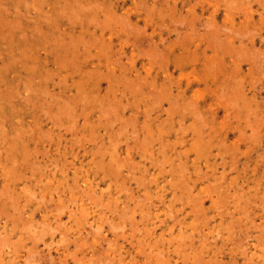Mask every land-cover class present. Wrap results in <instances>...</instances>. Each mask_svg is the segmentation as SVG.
<instances>
[{
    "label": "rangeland",
    "instance_id": "obj_1",
    "mask_svg": "<svg viewBox=\"0 0 264 264\" xmlns=\"http://www.w3.org/2000/svg\"><path fill=\"white\" fill-rule=\"evenodd\" d=\"M249 1L230 0L232 4L236 3L237 7H233L226 0H0V53L2 55L0 56V128L3 130L0 129V180L5 179L8 171L13 174L12 176H16L18 184L14 193L19 191L17 197L20 198L15 201L16 210L11 207V199L5 203L8 205L6 208L5 204L0 205L4 213L6 212V215L0 212V240L3 243L0 244V264H4L5 261L11 264L14 262L15 264H27V262L31 264L29 261L32 262L35 256L40 257L34 260L39 261L37 264H66V262L67 264H102V256L103 259L106 258V260L102 259L103 263H107L108 260L112 264L124 262L128 264L132 262V264H141V262L144 264H152V262L153 264H202L203 262V264H264V122L261 123L264 120V102H261L264 101V22L263 25L261 24L264 21V4H259L255 0L256 8L260 10L255 12V17L252 19L246 17L245 13V11L248 12L246 8ZM89 4H92L91 7ZM169 8L172 11H169ZM215 9L218 11H213ZM228 9L237 12V17L232 21L227 19ZM76 11L77 13H74ZM194 13L195 17L202 13L197 16L199 20L197 23H195L197 19L194 21L193 18ZM7 17L10 20H6ZM122 17H124L121 20L123 25L128 24V28L125 25L123 27L122 22L119 21ZM206 20L212 23H206ZM9 21L15 24L11 25ZM105 21L107 23H104ZM182 21H185V24ZM188 21L192 25H189ZM213 22H216V26ZM17 23L22 26H18ZM179 25L182 26V30H178ZM228 26L230 31L227 30L228 28H222ZM205 27L212 28L211 34L214 28H222L218 29L219 31L215 30L216 35L218 33V40L214 33L209 36L207 32L210 33V30H206ZM231 31L234 32L233 35ZM238 31H241L240 35L242 33L245 35H241L242 40L237 34ZM246 31H249L248 34ZM101 36L102 39H100ZM212 36L216 37L215 43ZM254 36L257 39L252 45L250 40ZM232 39L236 41L233 43ZM261 39L263 42L260 41ZM71 42L73 45H70ZM150 42L157 44V47L154 44L150 45ZM242 42L246 43L242 44ZM217 43L222 45L220 47L225 53L218 54L216 49L212 48ZM207 45L210 47H206ZM219 45L216 48H219ZM223 45L225 48L228 45L230 54ZM240 50L245 54H240ZM259 53L263 54L259 56ZM62 54L65 56L63 57ZM241 56L248 61L243 59L241 61ZM197 76L201 83H198ZM213 76H220V80L211 86L207 82L213 81ZM221 77L224 78V83ZM189 78L191 81L195 79V84L190 87L187 86ZM126 79L130 81L127 82L128 85ZM197 88H200V93L195 95ZM231 94V98L236 97L232 98L233 101L230 97L227 98ZM238 94L243 96L240 97ZM213 97L217 99H214L215 104L211 106ZM173 99L178 102L175 103ZM229 99L234 106L236 104L238 106L232 109L233 105ZM113 104L115 107L111 106ZM177 104L180 105L179 108ZM187 105L190 106L187 107ZM251 105L254 107L252 108ZM173 106H176L174 110ZM183 106L188 109H184ZM60 107L61 110H57ZM65 107L66 110H64ZM107 109H112L111 113L109 110L108 115ZM251 110H254L253 114ZM56 113L58 115H55ZM195 113L198 114V118ZM199 114L204 116L199 117ZM131 116L133 121L130 119ZM202 118L206 121L205 123ZM203 123L205 126H202ZM256 125L257 127L259 125V128ZM42 129L47 133L45 134ZM132 131L136 133V137L133 136ZM21 135L26 140H22ZM75 135L76 137H73ZM11 141L13 144L9 143ZM57 141L60 142L57 143ZM17 142L20 145L16 147ZM33 147L37 150L35 151ZM14 157L18 161L16 164L15 160H12ZM118 170L119 173L110 174ZM104 171H108L107 178L112 186L107 187L108 183L98 182L101 176H104ZM124 182L122 186L121 183ZM2 183L0 182V190L3 189L0 191V197L6 199L10 193L4 190ZM102 188L104 190H101ZM110 189L109 194L104 193ZM31 193L36 194L32 196ZM42 196L44 200L41 199ZM91 196H93L92 200H90ZM95 196L101 198L98 199ZM27 197L29 201L25 200ZM81 197L87 198L82 202L87 201L88 206L98 209V212L104 209L105 212L99 213V216H103L101 221L103 227L101 226L100 230L96 227V232L93 231L98 223L91 224L94 219L92 214L90 216L88 214L89 217L85 215L86 217L79 218V222H83V225L79 223L80 227L82 226L86 232L80 233L76 242L75 239H70L74 237H68L70 231L68 227L75 221L68 227L65 221L69 220V214L73 212L70 208L75 206L76 199ZM242 197L245 198L242 199ZM48 199L51 202L49 204ZM54 204L60 205L61 210L59 207L54 209ZM136 204L138 207L134 211ZM104 205L109 206L106 209ZM48 206L49 208L52 206L53 212L55 211L58 215V221L51 214L52 211L46 213ZM113 207L118 209L114 211ZM121 210L125 211H123L124 214ZM169 210L175 213L168 212ZM144 211L148 213V216ZM7 212L9 215L14 214L12 218L15 221L10 222L11 217ZM197 212L200 214H196ZM46 214L52 216L51 221L44 220L48 218ZM127 215L133 217L128 218ZM59 216L63 217L60 221ZM130 219L133 221H129ZM35 220L36 223L33 222ZM84 221L88 223V227ZM31 222H33L32 225ZM45 222L49 223L48 225L51 224V228ZM110 222L114 226L123 225L125 228L118 226L119 230L114 229L113 225L110 227L112 224ZM44 224L47 225L44 226L45 228ZM133 226L135 228H132ZM34 227L38 229L35 231ZM56 227L59 230H55ZM91 228H94L93 231ZM64 230L65 233H63ZM141 230L144 232L141 233ZM45 231L49 232L45 234ZM42 232L43 234H40ZM32 233H36L34 235L37 239L31 236ZM218 233L221 234L218 235ZM5 234L7 236H4ZM65 235L68 239L62 238ZM86 235L90 237L89 240L86 239ZM3 238L4 241L9 242H4ZM80 240L83 241L82 246ZM94 241H97V246H93ZM153 241L154 243L158 241L160 246L155 248L157 245L154 247L148 245ZM47 242H51L50 247ZM105 246L111 248L107 249ZM164 246L167 249L163 248ZM167 246H172L177 253L174 251L173 255H169ZM29 250L34 254L31 253L34 256L32 258L29 256L32 260L26 257ZM106 250V253H102ZM141 250L144 252L137 256L136 253ZM126 252V255L122 254ZM74 253H76L75 256ZM96 254L100 255L96 257ZM42 255L43 258H41ZM49 256H53L54 260L48 259ZM14 257L17 259L14 260ZM131 257L136 260L132 258L131 261ZM25 258L28 261H25ZM34 261L33 264H36Z\"/></svg>",
    "mask_w": 264,
    "mask_h": 264
},
{
    "label": "bare ground",
    "instance_id": "obj_2",
    "mask_svg": "<svg viewBox=\"0 0 264 264\" xmlns=\"http://www.w3.org/2000/svg\"><path fill=\"white\" fill-rule=\"evenodd\" d=\"M27 1H28V0H27ZM155 1H156V0H155ZM196 1H197V0H196ZM232 1H233V0H232ZM236 1H237V0H236ZM238 1H239V0H238ZM256 1H257V3H259V4H262V5L264 4V1H263V0H256ZM87 2H89V1H87ZM96 2H97V1H96ZM167 2H168V1H167ZM201 2H202V1H201ZM201 2H200V3H201ZM226 2H228V1L226 0ZM229 2H230V0H229ZM229 2H228V3H229ZM228 3H226V4L228 5ZM248 3H249V4H248V7L246 8V10H248V12L245 11V13H246V17H248V18H252V19H253V18L255 17V12H256V11L259 12L260 9H259V8H256L255 0H250ZM55 4H56V3H55ZM92 4H93V3H92ZM92 4H89L90 7H91ZM98 4H99V3H98ZM100 4H101V3H100ZM134 4H135V3H134ZM229 4H232V3L230 2ZM87 5H88V4H87ZM193 5H195V3H194ZM201 5H202V4H201ZM203 5H204V4H203ZM232 5H233V7H234V6L236 5V3H234V4H232ZM239 5H240V4H239ZM239 5H238V6H239ZM4 6H5V5H4ZM84 6H86V5H84ZM135 6H136V5H135ZM167 6H170V5H167ZM191 6H192V5H191ZM1 7H2V6H1ZM5 7H6V6H5ZM100 7H102V6H100ZM165 7H166V6H165ZM202 7H204V6H202ZM235 7H237V6H235ZM239 7L241 8V6H239ZM73 8H74V7H73ZM134 8H135V7H134ZM190 8H191V7H190ZM248 8H249V9H248ZM65 9H66V8H65ZM80 9H81V8H80ZM89 9H91V8H89ZM135 9H136V8H135ZM173 9H174V5H173ZM243 9H244V8H243ZM2 10H3V9H2ZM8 10H9V9H8ZM15 10H16V9H15ZM67 10H68V9H67ZM69 10H70V9H69ZM64 11H65V10H64ZM72 11H73V10H72ZM94 11H96V10H94ZM169 11H172V9L170 10V8H169ZM213 11H216V12H217L218 10L215 9V10H213ZM5 12H6V11H5ZM8 12H9V11H8ZM59 12L62 13V11H59ZM106 12H107V11H106ZM148 12H150V11H148ZM166 12H167V11H166ZM197 12H198V11H197ZM0 13H1V12H0ZM27 13H28V12H27ZM61 13H60V14H61ZM63 13H64V12H63ZM63 13H62V14H63ZM74 13H77V11L74 12ZM92 13H93V11H92ZM95 13H96V12H95ZM180 13H181V12H180ZM236 13H237V12H233L232 10L228 9V11H227V13H226V14H227V19H228V20H231V21L234 20L235 17H237V16H236V15H237ZM261 13H262V12H261ZM22 14H23V13H22ZM57 14H58V12H57ZM62 14H61V15H62ZM67 14H68V13H67ZM110 14H111V13H110ZM201 14H202V13H201ZM201 14H200V15H201ZM16 15H18V14H16ZM58 15H59V14H58ZM77 15H78V14H76V16H77ZM86 15H87V14H86ZM96 15H98V14L96 13ZM126 15H127V14H126ZM181 15H182V14H181ZM198 15H199V14H197V16H198ZM200 15H199V16H200ZM21 16H22V15H21ZM114 16H115V15H114ZM119 16H121V15H119ZM162 16H163V15H162ZM165 16H166V15H165ZM178 16H179V14H178ZM184 16H185V15H184ZM189 16H190V15H189ZM197 16L195 17V13H194V17H193V18H194V21H195V19H197ZM238 16H239V15H238ZM242 16H243V15H242ZM22 17H23V16H22ZM43 17H44V16H43ZM97 17H98V16H97ZM112 17H113V15H112ZM124 17H125V16H124ZM124 17H122L119 21L123 20ZM172 17H173V16H172ZM179 17H180V16H179ZM182 17H183V16H182ZM13 18H14V17H13ZM31 18H32V17H31ZM31 18H30V19H31ZM186 18H187V17H186ZM8 19L10 20V18L7 17L6 20H8ZM32 19H33V18H32ZM47 19H48V18H47ZM68 19H69V18H68ZM73 19H74V18H73ZM104 19H105V18H104ZM126 19H127V18H126ZM152 19H153V18H152ZM180 19H181V18H180ZM206 19H207V18H206ZM208 19H209V18H208ZM261 19H262V17H261ZM28 20H29V19H28ZM48 20H49V19H48ZM70 20H71V19H70ZM70 20H69V21H70ZM111 20H113V19H111ZM111 20H110V21H111ZM124 20H125V19H124ZM177 20H178V17H177ZM183 20H184V19H183ZM185 20H186V19H185ZM15 21H16V20H15ZM170 21H171V20H170ZM186 21H187V20H186ZM191 21H193V19H191ZM198 21H199V20L197 19L195 23H197ZM9 22H11V21H9ZM70 22H71V21H70ZM80 22H81V21H80ZM108 22H109V21H108ZM112 22H113V21H112ZM114 22H115V21H114ZM121 22H122V21H121ZM121 22H120V23H121ZM130 22H131V21H130ZM182 22L185 24V21H182ZM182 22H180V23H182ZM188 22H189V21H188ZM201 22L203 23V20H202ZM263 22H264V21L261 22L262 25H263ZM11 23H12V22H11ZM11 23H10V24H11ZM56 23H57V22H56ZM104 23H107V22L105 21ZM104 23H103V24H104ZM125 23H126V22H125ZM128 23H129V22H128ZM163 23H164V22H163ZM178 23H179V22H178ZM206 23L211 24L212 22H209V21L207 22V20H206ZM213 23H214V22H213ZM215 23H216V22H215ZM215 23H214L213 25L216 26ZM13 24H15V23H12L11 25H13ZM57 24H58V23H57ZM115 24H116V23H115ZM133 24H134V23H133ZM171 24H173V23H171ZM190 24H191V23L189 22V25H190ZM198 24L200 25V23H198ZM259 24H260V23H259ZM17 25H18V23H17ZM106 25H107V24H106ZM122 25H123V22H122ZM124 25H125V24H124ZM124 25H123V27L126 26V25H125V26H124ZM129 25H130V24H129ZM173 25H174V24H173ZM189 25H188V26H189ZM191 25H192V24H191ZM201 25H202V27H204L203 24H201ZM204 25H205V24H204ZM18 26H22V25H18ZM131 26H132V27H131ZM131 26H130V27L133 28V25H132V24H131ZM137 26H138V25H137ZM210 26H211V27H215V26H212V25H210ZM224 26H225V25H224ZM108 27H109V26H108ZM126 27L128 28V24H127ZM135 27H136V25H135ZM139 27H140V26H139ZM179 27H180V25H179ZM181 27H182V26H181ZM181 27H180V28L177 27L178 30H179V29L182 30ZM199 27H200V26H199ZM217 27H219V26H217ZM238 27H239V26H238ZM262 27H263V26H262ZM16 28H17V27H16ZM38 28H39V27H38ZM110 28H111V27H110ZM131 28H130V29H131ZM192 28H193V27H192ZM222 28H228L227 30L230 29L229 26H228V27H222ZM222 28H217V29L214 28V30H213L214 32H213V33L216 35L215 30L217 31L218 29H222ZM130 29H129V30H130ZM137 29H139V28H137ZM203 29H204V28H203ZM205 29H206V27H205ZM210 29H212V28H208V29H206V30H210ZM234 29H235V28H234ZM239 29H240V27H239ZM248 29H249V28H248ZM29 30H30V29H29ZM63 30H64V29H63ZM156 30H157V29H156ZM176 30H177V29H176ZM178 30H177V31H178ZM225 30H226V29H225ZM231 30L233 31V28H232ZM237 30H238V29H237ZM240 30L242 31V29H240ZM243 30H244V29H243ZM246 30H247V29H246ZM253 30H254V29H253ZM23 31H24V30H23ZM25 31H26V30H25ZM43 31H44V30H43ZM138 31H139V30H138ZM184 31H185V30H184ZM192 31H195V30L192 29ZM197 31H198V30H197ZM202 31H203V30H202ZM218 31H219V30H218ZM229 31H230V30H229ZM229 31H227V33H228ZM232 31H231V33H232V35H233L234 32H232ZM241 31H238L237 34L240 36V38H241V40H242V37H243V36L241 37V35H242V34L244 35V33H242V34L240 35ZM255 31H258V30H255ZM260 31H261V30H260ZM208 32H209V31H208ZM208 32H207L208 35L211 34V30H210V33H208ZM225 32H226V31H225ZM243 32H244V31H243ZM248 32H249V31H248ZM248 32L246 31L247 34H248ZM252 32H253V31H252ZM20 33H21V32H20ZM51 33H52V32H51ZM202 33H203V32H202ZM213 33H212L211 35H213ZM229 33H230V32H229ZM235 33H236V32H235ZM246 33H245V34H246ZM136 34H137V33H136ZM203 34H204V33H203ZM23 35H24V34H23ZM23 35H21V36L23 37ZM71 35H72V34H71ZM127 35L130 36L129 34H127ZM137 35H139V34H137ZM180 35H181V34H180ZM193 35H194V34H193ZM204 35H206V34H204ZM208 35H206V36H208ZM215 35H214V36H215ZM258 35H259V34H258ZM11 36H12V35H11ZM33 36H34V35H33ZM81 36H82V35H81ZM132 36H134V35H132ZM132 36H131L130 38H132ZM149 36H150V35H149ZM159 36H160V35H159ZM161 36H162V35H161ZM195 36H196V35H195ZM209 36H210V35H209ZM214 36H212V37H214ZM216 36H217V38L214 37L213 40H214L215 38L218 40V33H217ZM236 36H237V35L235 34V37H236ZM244 36H245V35H244ZM263 36H264V35H263ZM24 37H25V36H24ZM79 37H80V36H79ZM79 37H78V38H79ZM99 37H100V36H99ZM139 37H140V36H139ZM146 37H147V35H146ZM146 37H145V38H146ZM163 37H164V36H163ZM179 37H180V36H179ZM134 38H135V37H134ZM149 38H151V37H149ZM208 38H209V37H208ZM219 38H220V37H219ZM236 38H238V37H236ZM55 39H57V38H55ZM100 39H102V36H101ZM143 39H144V37H143ZM147 39H148V38H147ZM161 39H164V38H161ZM180 39H181V38H180ZM206 39H207V38H206ZM221 39H222V38H221ZM256 39H257V38H256L255 36H254L253 38H251L250 41L252 42V45H253V43L256 41ZM89 40H90V39H89ZM92 40H93V38H92ZM134 40H136V38H135ZM177 40H178V39H177ZM181 40H182V39H181ZM204 40H205V37H204ZM207 40L210 41V39H207ZM213 40H212V41H213ZM232 40H233V39H232ZM247 40H249V39H247ZM50 41H51V40H50ZM60 41H61V40H60ZM69 41H70V40H69ZM93 41H94V40H93ZM101 41H102V40H101ZM151 41H152V40H151ZM201 41H202V40H201ZM234 41H236V40L234 39L232 42L234 43ZM260 41L263 42V39H261ZM84 42H85V41H84ZM131 42H132V41H131ZM144 42H145V39H144ZM144 42H143V43H144ZM181 42H182V41H181ZM186 42H188V41H186ZM218 42H219V41H218ZM229 42H230V41H229ZM37 43H38V42H37ZM67 43H68V42H67ZM148 43H149V42H148ZM148 43H146V44L149 45ZM150 43H151V42H150ZM210 43H211V42H210ZM214 43H215V40H214ZM214 43H213V44H214ZM245 43H246V42H245ZM245 43L242 42V44H245ZM71 44H72V42L70 43V45H71ZM153 44L156 45V47H157V44H155V43H153V42H152L150 45H153ZM186 44H187V43H186ZM186 44H185V46H186ZM211 44H212V43H211ZM211 44H210V45H211ZM220 44H221V42H220ZM70 45H69V46H70ZM72 45H73V44H72ZM75 45H76V44H75ZM77 45H78V44H77ZM138 45H139V44H137V46H138ZM150 45H149V46H150ZM187 45H188V44H187ZM210 45H207L206 47H210ZM218 45H219V44L217 43L216 45H214L215 47H212V48L216 49V51H217L218 54H222V53L224 52V49H222V48L220 47V46H222V45H219V48H218V47L216 48V46H218ZM224 45H225V44H224ZM224 45H223V48H225ZM60 46H61V45H60ZM83 46H84V45H83ZM86 46H87V45H86ZM234 46H235V44H234ZM26 47H27V46H26ZM26 47H25V48H26ZM77 47H78V46H77ZM138 47H139V46H138ZM147 47H148V46H147ZM227 47H228V45H227ZM227 47H226L225 49H226L227 52H228V48H229V47H228V48H227ZM64 48H65V46H64ZM86 48H87V47H86ZM91 48H92V47H91ZM180 48H181V47H180ZM220 48H221V51H220ZM238 48H239V47H238ZM26 49H27V48H26ZM73 50H74V48H73ZM156 50H157V49H156ZM249 50H250V48H249ZM257 50H258V49H257ZM47 51H48V50H47ZM238 51H239V49H238ZM238 51H235V52H238ZM259 51H260V50H259ZM80 52H81V51H80ZM111 52H112V51H111ZM159 52H160V51H159ZM159 52H158V53H159ZM163 52H164V51H163ZM245 52H246V51H245ZM247 52H248V51H247ZM28 53H29V52H28ZM67 53H68V52H67ZM122 53H123V52H122ZM153 53H155V52H153ZM153 53H152V54H153ZM196 53H198V52H196ZM224 53H225V52H224ZM228 53L230 54V52H228ZM228 53H226V54H228ZM231 53H232V52H231ZM239 53H240V54H243L244 52L242 53L241 50H240ZM239 53H238V54H239ZM252 53H254V51H253ZM58 54L60 55V53H58ZM112 54H113V53H112ZM123 54H124V53H123ZM144 54H145V52H144ZM144 54H143V55H144ZM240 54H239V55H240ZM244 54H245V53H244ZM255 54H256V53H255ZM261 54H263V53H259V56H260ZM62 55H63V54H62ZM148 55H149V53H148ZM165 55H167V54H165ZM239 55H238V57H239ZM257 55H258V53H257ZM0 56H2L1 53H0ZM60 56H61V55H60ZM64 56H65V55H63V57H64ZM149 56H150V55H149ZM243 56H244V55H243ZM243 56H241V58H240L241 61H243V60L246 59V58H244ZM252 56H253V55H252ZM259 56H257V57H259ZM63 57H62V58H63ZM152 57H153V56H152ZM156 57H157V56H156ZM162 57H164V55H163ZM242 57H243V58H242ZM245 57H246V56H245ZM253 57H254V56H253ZM257 57H255V59H256ZM21 58H22V57H21ZM150 58H151V57H150ZM249 58H251V57L249 56ZM260 58H261V57H260ZM163 59L166 60L167 58H163ZM242 59H243V60H242ZM60 60H61V59H60ZM154 60H155V59H154ZM220 60H221V59H220ZM223 60H224V59H223ZM250 60H251V59H250ZM263 60H264V59H263ZM61 61H62V60H61ZM73 61H74V60H73ZM120 61H121V60H120ZM160 61H161V60H159V62H160ZM225 61H226V60H225ZM245 61H248V60H245ZM22 62H23V61H22ZM68 62H69V61H68ZM166 62H167V61H166ZM207 62H208V61H207ZM215 62H216V61H215ZM228 62H229V61H228ZM252 62H253V61H252ZM256 62H257V61H256ZM11 63H12V62H11ZM69 63H70V62H69ZM208 63H209V62H208ZM208 63H207V64H208ZM254 63H255V62H254ZM118 64H119V63H118ZM163 64H164V63H163ZM167 64H168V63H167ZM205 64H206V63H205ZM257 64H258V62H257ZM79 65H80V64H79ZM161 65H162V64H161ZM215 65H216V64H215ZM221 65H222V64H221ZM211 66H212V65H211ZM222 66H224V65H222ZM253 66H254V65H253ZM253 66H252V68H253ZM79 67H80V66H79ZM123 67H124V66H123ZM216 67H217V66H216ZM218 67H219V66H218ZM255 67H256V66H255ZM195 68H196V67H195ZM249 68H250V67H249ZM94 69H95V68H94ZM101 69H103V68H101ZM101 69H100V70H101ZM253 69H254V68H253ZM92 70H93V69H92ZM92 70H91V72H92ZM210 70H211V69H210ZM56 71H57V70H56ZM230 71H231V70H230ZM91 72H90V73H91ZM226 72H227V71H226ZM231 72H232V71H231ZM257 72H258V71H257ZM69 73H70V72H69ZM99 73H100V72H99ZM117 73H118V72H117ZM217 73H218V72H217ZM185 74H186V73H185ZM223 74H224V73H223ZM230 74H231V73H230ZM263 74H264V73H263ZM44 75H45V74H44ZM186 75H187V74H186ZM51 76H52V75H51ZM206 76H207V75H206ZM229 76H230V75H229ZM233 76H234V75H233ZM94 77H95V76H94ZM120 77H121V75H120ZM140 77H141V76H140ZM240 77H242V76H240ZM3 78H4V77H3ZM8 78H9V77H8ZM31 78H32V77H31ZM45 78H46V76H45ZM58 78H59V77H58ZM142 78H143V77H142ZM213 78H214V80H213V81H209V82H207V84H211V86H213V84L219 82V80H220V76H216V77L213 76ZM229 78H230V77H229ZM18 79H19V78H18ZM108 79H109V78H108ZM235 79H236V78H235ZM242 79H243V77H242ZM7 80H8V79H7ZM126 80H127V79H126ZM181 80H182V78H181ZM188 80H189V81L187 82V86H188V87L193 86V85L195 84V83H194L195 79H194L193 81H191L190 78H189ZM197 80H198V76H197ZM221 80L223 81L222 83H224V78H223V77H221ZM236 80H237V79H236ZM254 80H255V79H254ZM2 81H3V80H2ZM4 81H5V80H4ZM14 81H15V80H14ZM257 81H258V80H257ZM257 81H256V82H257ZM127 82H130V81L127 80L126 83H127ZM176 82H177V81H176ZM246 82H247V80H246ZM256 82H255V83H256ZM3 83H4V82H3ZM16 83H17V82H16ZM59 83H60V82H59ZM62 83H64V82H62ZM70 83H71V82H70ZM136 83H137V82H136ZM141 83H142V82H141ZM198 83H201V82H200V78H199V80H198ZM204 83H205V82H204ZM238 83H240V82H238ZM6 84H7V83H6ZM25 84H26V83H25ZM130 84H131V83H130ZM176 84H177V83H176ZM205 84H206V83H205ZM240 84H241V83H240ZM256 84H257V83H256ZM38 85H39V84H38ZM52 85H53V84H52ZM127 85H128V83H127ZM236 85H237V84H236ZM8 86H9V85H8ZM12 86H13V85H12ZM25 86H26V85H25ZM39 86H40V85H39ZM107 86H108V85H107ZM222 86H223V85H222ZM222 86H221V87H222ZM228 86H229V85H228ZM238 86H239V85H238ZM255 86H256V85H255ZM16 87H17V86H16ZM249 87H250V86H249ZM28 88H29V87H28ZM28 88H27V89H28ZM130 88H132V87H130ZM136 88H137V87H136ZM204 88H205V87H204ZM233 88L235 89V87H233ZM241 88H243V87L241 86ZM254 88H255V87H254ZM221 89H222V88H221ZM252 89H253V88H252ZM14 90H15V89H14ZM34 90H35V89H34ZM46 90H47V89H46ZM136 90H137V89H136ZM136 90H135V91H136ZM138 90H139V89H138ZM26 91H27V90H26ZM153 91H154V90H153ZM225 91H226V90H225ZM225 91H224V92H225ZM234 91H235V90H234ZM245 91H246V90H245ZM13 92H14V91H13ZM28 92H29V91H28ZM36 92H37V91H36ZM41 92H42V91H41ZM53 92L56 93L54 90H53ZM74 92H75V91H74ZM160 92H162V91H160ZM216 92H217V91H216ZM220 92H222V91H220ZM235 92H236V91H235ZM240 92H241V91H240ZM38 93H39V92H38ZM42 93H43V92H42ZM45 93H46V92H45ZM198 93H200V88L195 89V95H197ZM222 93H223V92H222ZM226 93H227V92H226ZM232 93H233V90H232ZM236 93H237V92H236ZM243 93H244V90H243ZM31 94H32V93H31ZM57 94H58V93H57ZM83 94H84V93H83ZM93 94H94V93H93ZM224 94H225V93H224ZM228 94H229V92H228ZM234 94H235V93H234ZM239 94H240V93H239ZM239 94H238V95H239ZM20 95H21V94H20ZM59 95H61V94H59ZM149 95H150V94H149ZM149 95H148V96H149ZM25 96H26V95H25ZM156 96H158V94H157ZM230 96H232V94L229 95L227 98H229ZM234 96H235V95H234ZM239 96H240V95H239ZM242 96H243V95H241L240 97H242ZM244 96H245V95H244ZM159 97H160V96H159ZM159 97H158V98H159ZM216 97H217V96H216ZM223 97H224V96H223ZM16 98H17V97H16ZM22 98H23V97H22ZM38 98H39V97H38ZM59 98H60V97H59ZM61 98H62V97H61ZM68 98H69V97H68ZM156 98H157V97H156ZM218 98H219V97H218ZM224 98H225V97H224ZM227 98H225V99H227ZM230 98H231V97H230ZM232 98H234V97H232ZM232 98H231V99H232ZM235 98H236V97H235ZM235 98H234V99H235ZM243 98L246 99L245 97H243ZM255 98H256V96H255ZM26 99H27V98H26ZM50 99H51V98H50ZM103 99H104V98H102V100H103ZM142 99H143V98H142ZM188 99H189V98H188ZM190 99H191V98H190ZM214 99H215V98L213 97V98H212L211 106H213V105L215 104V103H213V102H214ZM216 99H217V98H216ZM216 99H215V100H216ZM231 99H229V101H230ZM237 99H238V96H237ZM237 99H236V100H237ZM257 99H258V98H257ZM259 99H260V98H259ZM35 100H36V99H35ZM35 100H34V101H35ZM46 100H47V99H46ZM173 100H175V99H173ZM173 100H172V103L174 102ZM191 100H192V99H191ZM219 100H220V98H219ZM31 101H32V100H31ZM48 101H49V100H48ZM51 101H52V100H51ZM67 101H68V100H67ZM70 101H71V100H70ZM131 101H132V100H131ZM175 101H176V100H175ZM186 101H188V100L186 99ZM226 101H227V100H226ZM229 101H228V102H229ZM232 101H233V99H232ZM232 101H230V102H231V105L234 104V103L232 104ZM238 101H239V99H238ZM252 101H253V100H252ZM28 102H29V101H28ZM65 102H66V101H65ZM72 102H73V101H72ZM160 102H161V101H160ZM177 102H178V101H176L175 103H177ZM194 102H195V101H194ZM235 102H236V101H235ZM242 102H243V101H242ZM245 102H247V101L245 100ZM250 102H251V101H250ZM250 102H249V103H250ZM261 102H264V101H261ZM20 103H21V102H20ZM29 103H30V102H29ZM48 103H49V102H48ZM117 103H118V102H117ZM156 103H157V101H156ZM172 103H171V104H172ZM175 103H174V105H175ZM188 103H189V102H188ZM43 104H44V103H43ZM74 104H75V102H74ZM133 104H134V103H133ZM235 104H236V103H235ZM243 104H244V103H243ZM263 104H264V103H263ZM35 105H36V104H35ZM65 105H66V104H65ZM68 105L71 106L72 104H68ZM100 105H101V103H100ZM109 105H110V104H109ZM158 105H159V104H158ZM177 105H178V104H177ZM195 105H197V104H195ZM236 105H237V104H236ZM236 105H235V106H236ZM240 105H241V104H240ZM240 105H239V106H240ZM245 105H246V103H245ZM247 105L249 106L248 103H247ZM47 106H49V105H47ZM102 106H103V105H102ZM107 106H108V104H107ZM111 106H114V104L111 105ZM111 106H109V107H111ZM148 106H150V105H148ZM179 106H180V105H178V108H179ZM189 106H190V105H189ZM189 106L187 105V107H189ZM192 106H193V105H192ZM235 106L233 105L231 108L234 109ZM237 106H238V105H237ZM251 106H252V105H251ZM261 106H262V105H261ZM52 107H53V106H52ZM76 107H77V106H76ZM114 107H115V106H114ZM114 107H112V108L115 109ZM174 107H176V106H173L172 109H173ZM253 107H254V106H252V108H253ZM40 108H41V107H40ZM47 108H48V107H47ZM67 108H69V107H67ZM80 108H81V107H80ZM82 108H83V107H82ZM158 108H159V107H158ZM178 108H177V109H178ZM183 108L186 109V107H184V106H183ZM193 108H194V106H193ZM240 108H243V107H240ZM250 108H251V107H249V109H250ZM69 109H70V108H69ZM71 109H72V108H71ZM103 109H104V108H103ZM134 109H135V108H134ZM137 109H138V107H137ZM187 109H188V108H187ZM187 109H186V110H187ZM247 109H248V107H247ZM21 110H22V109H20V111H21ZM57 110H61V107H60V109H57ZM62 110H63V109H62ZM64 110H66V107H65ZM82 110H83V109H82ZM99 110H100V109H99ZM104 110H105V109H104ZM109 110H110V109H107V112H108L107 115L109 114ZM111 110H112V109H111ZM111 110H110V113H111ZM119 110H120V109H119ZM173 110H174V109H173ZM173 110H172V111H173ZM175 110H176V109H175ZM195 110H196V109H195ZM198 110H199V108H198ZM48 111H49V110H48ZM115 111H116V110H115ZM123 111H124V110H123ZM184 111H185V110H184ZM196 111H197V110H196ZM251 111H252V110H251ZM253 111H254V110H253ZM253 111H252V114H253ZM21 112H22V111H21ZM58 112H60V111H58ZM72 112H73V111H72ZM103 112H104V111H103ZM105 112H106V111H105ZM112 112H113V111H112ZM116 112H117V111H116ZM120 112H121V110H120ZM182 112H183V111H182ZM185 112H186V111H185ZM198 112H199V111H198ZM255 112H256V111H255ZM54 113H55V112H54ZM142 113H143V112H142ZM173 113H174V112H173ZM173 113H172V114H173ZM196 113H197V112H196ZM196 113H195V115H196ZM238 113H239V112H238ZM246 113H248V112H246ZM51 114H52V113H51ZM62 114H63V113H62ZM73 114H74V113H73ZM105 114H106V113H105ZM147 114H148V113H147ZM55 115H58V114L56 113ZM55 115H53V116H55ZM59 115H60V114H59ZM69 115H70V117H72L71 114H69ZM124 115H125V114H124ZM255 115H256V114H255ZM258 115H259V114H258ZM37 116H38V115H37ZM62 116H63V115H62ZM73 116H75V115H73ZM119 116L121 117V113L119 114ZM122 116H123V115H122ZM149 116H150V115H149ZM151 116H152V115H151ZM200 116H201V115L199 114V117H200ZM202 116H204V115H202ZM202 116H201V117H202ZM237 116H238V115H237ZM237 116H236V117H237ZM250 116H252V115H250ZM56 117H57V116H56ZM56 117H55V119H56ZM123 117H124V116H123ZM196 117L198 118V114L196 115ZM51 118H52V117H51ZM57 118L60 119L59 117H57ZM102 118H103V115H102ZM132 118H133V116H131V118H130V119L133 121ZM227 118H228V116H227ZM227 118H226V119H227ZM100 119H101V118H100ZM203 119H204V118H202V121H203ZM231 119H232V118H231ZM249 119H250V118H248V120H249ZM251 119H252V118H251ZM18 120H19V119H18ZM115 120H116V119H115ZM137 120H138V119H137ZM182 120H183V119H182ZM198 120H199V119H198ZM245 120H247V119H245ZM248 120H247V121H248ZM257 120H258V119H257ZM42 121H43V120H42ZM55 121H56V120H55ZM110 121H111V120H110ZM116 121H117V120H116ZM200 121H201V120H200ZM202 121H201V123H202ZM204 121H205V120H204ZM204 121H203V122H204ZM241 121H242V120H241ZM258 121H259V120H258ZM84 122H85V121H84ZM108 122H109V121H108ZM122 122H123V121H122ZM137 122H138V121H137ZM179 122H180V121H179ZM205 122H206V121H205ZM205 122H204V123H205ZM212 122H213V121H212ZM248 122H250V120H249ZM262 122H264V120L261 121V123H262ZM109 123H110V122H109ZM113 123H114V122H113ZM113 123H112V124H113ZM135 123H136V122H135ZM204 123L202 124V126H203V125L205 126ZM251 123H252V122H251ZM62 124H63V123H62ZM126 124H127V123H126ZM138 124H140V123H138ZM206 124H207V123H206ZM248 124H249V123H248ZM263 124H264V123H263ZM1 125H2V124H1ZM70 125H71V124H70ZM70 125H68V126L70 127ZM97 125H98V124H97ZM110 125H111V124H110ZM140 125H141V124H140ZM192 125H193V124H192ZM207 125H208V124H207ZM211 125H212V124H210V126H211ZM254 125H255V124H254ZM61 126H62V125H60V127H61ZM108 126H109V125H108ZM213 126H214V125H213ZM22 127H23V126H22ZM22 127H21V128H22ZM69 127H67V128L70 130V128H71L72 126H71L70 128H69ZM73 127H74V125H73ZM136 127H137V126H136ZM256 127H257V125H256ZM260 127H261V126H260ZM3 128L5 129V127H3ZM123 128H124V127H123ZM154 128H155V127H154ZM182 128H183V127H182ZM184 128H185V127H184ZM212 128H214V127H212ZM212 128H211V129H212ZM257 128H259V125H258ZM0 129H1V128H0ZM68 129H67V130H68ZM71 129H74V128H71ZM96 129H97V128H96ZM253 129H254V127H253ZM42 130H43V129H42ZM131 130H133V129H131ZM137 130H138V129H137ZM183 130H185V129H183ZM193 130H194V129H193ZM216 130H217V129H216ZM254 130H255V129H254ZM254 130H253V132H254ZM1 131H3V130L1 129ZM4 131H6V130H4ZM43 131H44V130H43ZM46 131H48V130H46ZM70 131H71V130H70ZM187 131H188V130H187ZM255 131H256V130H255ZM22 132H23V131H22ZM22 132H21V134H22ZM44 132H45V131H44ZM51 132H52V130H51ZM242 132H244V131H242ZM242 132H241V133H242ZM256 132H257V131H256ZM16 133H17V132H16ZM18 133H19V130H18ZM18 133H17V136L19 135ZM23 133H24V132H23ZM46 133H47V132H45V134H46ZM49 133H50V132H49ZM90 133H91V132H90ZM132 133H133V136L136 137V133L134 134V131H132ZM205 133H206V132H205ZM217 133H218V132H217ZM246 133H247V132H246ZM246 133H245V134H246ZM254 133H255V132H254ZM4 134H5V133H4ZM75 134H76V133H75ZM92 134H93V133H91V135H92ZM242 134H243V133H242ZM252 134H253V133H252ZM257 134H258V132H257ZM37 135H38V134H37ZM76 135H77V134H76ZM76 135L73 136V137H76ZM91 135H90V136H91ZM93 135H94V134H93ZM95 135H96V132H95ZM151 135H153V134H151ZM198 135H199V134H197V136H198ZM239 135H241V134H239ZM254 135H255V134H254ZM7 136H8V135H7ZM38 136H39V135H38ZM43 136H44V135H43ZM49 136H50V134H49ZM144 136H145V135H144ZM144 136H143V137H144ZM237 136H238V134H237ZM241 136H242V135H241ZM244 136H245V135H244ZM18 137H20V135H19ZM21 137H22V140H26L25 137H23L22 135H21ZM46 137H47V136H46ZM50 137H51V138H50ZM50 137H49V138L52 140V139H53L52 136H50ZM109 137H110V136H109ZM152 137L154 138V136H152ZM152 137H151V138H152ZM238 137H239V136H238ZM3 138H4V136H3ZM8 138H9V136H8ZM86 138H87V137H86ZM93 138H94V137H93ZM111 138H112V137H111ZM240 138H241V137H240ZM5 139H6V138H5ZM38 139H39V138H38ZM76 139H78V138H76ZM84 139H85V137H84ZM132 139H133V138H132ZM142 139H143V138H142ZM149 139H150V138H149ZM208 139H209V138H208ZM208 139H207V140H208ZM6 140H7V139H6ZM51 140H50V141H51ZM85 140H87V139H85ZM133 140H134V139H133ZM20 141H21V140H20ZM77 141L79 142V139H78ZM115 141L117 142V139H116ZM125 141H126V140H125ZM3 142H4V140H3ZM59 142H60V141H59ZM59 142L57 141V143H59ZM75 142H76V141H75ZM116 142H115V143H116ZM205 142H206V141H205ZM9 143H12V141L9 142ZM113 143H114V142H113ZM115 143H114V144H115ZM127 143H128V142H127ZM144 143H145V142H144ZM153 143H154V142H153ZM201 143H203V142H201ZM215 143H216V142H215ZM12 144H13V143H12ZM114 144H113V145H114ZM130 144H131V143H130ZM18 145H20L19 142H17L16 147H17ZM141 145H142V144H141ZM143 145L146 146V144H143ZM143 145H142V146H143ZM163 145H164V144H163ZM130 146H131V145H130ZM132 146H133V145H132ZM145 146H144V147H145ZM39 147H40V146H39ZM238 147H239V146H238ZM33 148H34V147H33ZM131 148H132V147H131ZM142 148H143V147H142ZM39 149H40V148H39ZM106 149H107V148H106ZM34 150H35V148H34ZM36 150H37V149H36ZM36 150H35V151H36ZM142 150H143V149H142ZM173 150H174V149H173ZM4 151H5V150H4ZM144 151H145V150H144ZM151 151H152V149H151ZM28 153H29V152H28ZM115 153H116V152H115ZM117 153H118V151H117ZM0 155H1V154H0ZM14 155H15V154H14ZM117 156H119V155H117ZM142 157H143V156H142ZM112 158H114V157H112ZM127 159H128V158H127ZM199 159H200V158H199ZM12 160H15V157H14ZM111 161H112V160H111ZM12 162H14V161H12ZM16 162H18V161L15 160V164H16ZM120 162H121V161H120ZM122 162H123V161H122ZM130 162H131V161H130ZM130 162H129V163H130ZM160 162H161V161H160ZM112 163H113V162H111V164H112ZM135 163H136V162H135ZM120 164H121V163H120ZM11 165H12V164H11ZM126 165H127V162H126ZM159 165L161 166V164H159ZM167 165H168V164H167ZM170 165H171V164H170ZM82 166H83V165H82ZM3 167H4V166H3ZM97 167H98V166H97ZM115 167H116V166H115ZM31 169H32V168H31ZM130 169H133V168H130ZM186 169H187V168H186ZM200 169H201V168H200ZM17 170H18V169H17ZM17 170H16V171H17ZM77 170H79V169H77ZM81 170H82V172H83V169H81ZM162 170H163V169H162ZM12 171H13V168H12ZM16 171H15V173H16ZM21 172H22V171H21ZM23 172H25V171H23ZM176 172H177V171H176ZM180 172H181V171H180ZM19 173H20V172H19ZM107 173H108V171H107V172L104 171V176H101V180L98 181V182H101V183H102V182L108 183V184H107V187H108V185H109V186H112V184H111V181H108V178H107V177L109 176V174H107ZM113 173H119V170L116 171V172L113 171V172H111L110 174H113ZM147 173H148V171H147ZM185 173H186V172H185ZM9 174H11L10 171H8V175H7V174L5 175V179H4V180H3V179L0 180V182H3V183H2V187L4 188V190L10 193V195L8 194L9 197L6 198V199H5V198L3 199V198L0 197V205H4L5 203L8 202L9 199H11L12 206H11V205H10V206L13 208V210H14V209L16 210L17 207H15V206H16V205H15V204H16L15 201H16L17 199H20V198L17 197V193H18L19 191L17 190L18 192H15V193H14V191H15L16 188H17V184H18V183H17V179H18V178H17L16 176H12L13 174H11V175H9ZM30 174H31V173H30ZM176 174H177V173H176ZM179 174H180V173H179ZM181 174H182V172H181ZM221 174H222V173H221ZM32 175H33V174H32ZM177 175H178V174H177ZM184 175H185V174H184ZM77 176H78V175H77ZM92 176H93V175H92ZM139 176H140V175H139ZM188 176H189V175H188ZM20 177H21V176H20ZM112 177H113V175H112ZM134 177H136L135 174H134ZM181 178H182V177H181ZM184 178H185V177H184ZM146 179L148 180V178H146ZM197 179H198V178H197ZM142 180H143V179H142ZM147 180H146V181H147ZM181 180H182V179H181ZM58 181H59V180H58ZM114 181H116V180H114ZM123 181H125V180H123ZM136 181H137V180H136ZM174 181H176V180H174ZM174 181H173V182H174ZM185 181H186V180H185ZM185 181H184V182H185ZM131 182H132V181H131ZM151 182H152V181H151ZM173 182H172V184H173ZM176 182H178V181H176ZM26 183H27V182H26ZM50 183H51V182H50ZM50 183H48V184H50ZM74 183H76V182L74 181ZM146 183H147V182H146ZM174 183H175V182H174ZM182 183H183V182H182ZM235 183H236V182H235ZM77 184H78V182H77ZM124 184H125V182H124L123 184L121 183L122 186H123ZM137 184H138V183H137ZM176 184H177V183H176ZM58 185H59V184H58ZM88 185H90V184H88ZM142 185H143V184H142ZM144 185H145V184H144ZM157 185H158V184H157ZM230 185H231V184H230ZM24 186H25V185H24ZM35 186H36V185H35ZM51 186H52V185H51ZM67 186H68V184H67ZM77 186H78V185H77ZM2 187H1V188H2ZM68 187H69V186H68ZM90 187H91V185H90ZM115 187H116V186H115ZM125 187H126V186H125ZM254 187H255V186H254ZM53 188H54V187H53ZM72 188H73V187H72ZM72 188H71V190H72ZM78 188L80 189V187H78ZM78 188H77V189H78ZM185 188H186V187H185ZM188 188H189V187H188ZM217 188H218V187H217ZM221 188H222V187H221ZM24 189L26 190L27 188L24 187ZM58 189H59V188H58ZM81 189H82V188H81ZM108 189H109V188H108ZM125 189H126V188H125ZM131 189H132V188H131ZM189 189H190V188H189ZM192 189H193V188H192ZM214 189H215V188H214ZM60 190H61V189H60ZM101 190H104V188H102ZM129 190H130V189H129ZM139 190H140V189H139ZM175 190H176V189H175ZM187 190H188V189H187ZM234 190H235V189H234ZM243 190H244V189H243ZM255 190H256V189H255ZM255 190H254V192H256ZM0 191H3V189L0 190ZM26 191H27V190H26ZM29 191L31 192V190H29ZM34 191H35V190H34ZM42 191H43V189H42ZM55 191H56V190H55ZM134 191H135V190H134ZM136 191H137V190H136ZM30 192H29V193H30ZM35 192H37V191H35ZM51 192H52V191H51ZM53 192H54V190H53ZM56 192H57V191H56ZM93 192H94V191H93ZM110 192H111V189L105 191L104 193L109 194ZM120 192H121V189H120ZM120 192H119V193H120ZM128 192H129V191H128ZM130 192H131V191H130ZM33 193H34V192H33ZM33 193H31L32 196H35L36 193H35V194H33ZM84 193H85V192H84ZM191 193H192V192H191ZM191 193H190V194H191ZM232 193H233V191H232ZM101 194H102V193H101ZM132 194H133V192H132ZM199 194H200V193H199ZM233 194H234V193H233ZM235 194H237L236 191H235ZM240 194H241V193H240ZM249 194H250V193H249ZM263 194H264V193H263ZM2 195H5V194H2ZM8 195H7V196H8ZM97 195H98V194H97ZM137 195H138V194H137ZM156 195H157V194H156ZM177 195H178V194H177ZM241 195H242V194H241ZM73 196H74V195H73ZM73 196H72V197H73ZM87 196H90V195H87ZM99 196H100V195H99ZM129 196H130V195H129ZM159 196H160V197H163V196H161V195H159ZM175 196H176V195H175ZM178 196H179V195H178ZM181 196H182V195H181ZM187 196H188V194H187ZM190 196H191V195H189V197H190ZM193 196H194V195H193ZM249 196H250V195H249ZM28 197H30V196L28 195ZM28 197L25 198V200H28V201H29V198H28ZM92 197H93V196L90 197V200H92V199H91ZM130 197H131V196H130ZM42 198H43V196L41 197V199H42ZM63 198H64V197H63ZM95 198H98V197L95 196ZM100 198H101V197H100ZM100 198H98V199H100ZM133 198H134V196H133ZM143 198H145V197H143ZM178 198H180V197H178ZM232 198H234V196H233ZM243 198H245V197H242V199H243ZM38 199H39V197L37 198V200H38ZM71 199H72V198H71ZM86 199H87L86 197H81V198L76 199V202H75L74 200H72V201H74V202L76 203V205L73 206V207H71V208L69 207V208L71 209V211H73V212H70V214H69V220H68V221H65V224H67V227H68L69 224H70L71 222H74V221H75L74 223L71 224V226L68 227V229L70 230L69 233H68V234H69L68 237H71V236L74 237V238H70V239H73V240L75 239V240H76V239L78 238L77 236H78L80 233L83 234L84 232H86V230H84L82 226L80 227V224H81V223H82V225H83V222H81V223L79 222V218H80L81 216H85V215H86L87 217H89L90 214H92V217H94V219L91 221V224L98 223V225L95 226V228L97 227L99 230H100L101 226L103 225V224L101 223V221H102V217H103V216H102L101 214H100L101 216H99V213H101L102 211H104V209H102V211L99 210L100 212H98V209H95V208L92 207V206H88V202H87V201L82 202V200H86ZM88 199H89V198H88ZM98 199H96V200H98ZM140 199H142V197H140ZM180 199H181V198H180ZM250 199H251V198H250ZM262 199H263V198H262ZM42 200H44V198H43ZM63 200H64V199H63ZM189 200H192V199H189ZM19 201H20V200H19ZM19 201H18V202H19ZM28 201H27V202H28ZM40 201H41V200H40ZM48 201H49L48 204L51 203L49 199H48ZM52 201H53V200H52ZM140 201H141V200H140ZM245 201H246V200H245ZM74 202H73V204H74ZM78 202H79V203H78ZM181 202H182V201H181ZM191 202H192V201H191ZM238 202H239V201H238ZM246 202H247V201H246ZM252 202H253V201H252ZM39 203H40V202H39ZM41 203H42V202H41ZM43 203H44V202H43ZM67 203H68V202H67ZM94 203H95V202H94ZM97 203H98V202H97ZM97 203H96V204H97ZM109 203H110V202H109ZM140 203H141V202H140ZM160 203H161V202H160ZM196 203H197V202H196ZM23 204H24V203H23ZM27 204L29 205V203H26V205H27ZM44 204H45V203H44ZM52 204H53V203H52ZM104 204H105V203H104ZM155 204H157V203L155 202ZM168 204H169V203H168ZM213 204H214V203H213ZM231 204H232V203H231ZM231 204H230V205H231ZM245 204H246V203H245ZM252 204H253V203H252ZM18 205H19V204H18ZM24 205H25V204H24ZM54 205H55V204H54ZM54 205H53V206H54ZM62 205L65 206L64 203H62ZM62 205H61V206H62ZM66 205H67V204H66ZM99 205H100V204H99ZM99 205H98V206H99ZM101 205H102V204H101ZM109 205H110V204H109ZM109 205H106V206L104 205V206H105L106 209H107V206H109ZM124 205H125V204H124ZM131 205H132V204H131ZM148 205H149V204H148ZM157 205H158V204H157ZM173 205H174V203H173ZM250 205H251V204H250ZM7 206H8L7 204L4 205L5 208H6ZM96 206H97V205H96ZM104 206H102V208H104ZM183 206H184V205H183ZM198 206H200V205H198ZM215 206H216V204H215ZM242 206H244V204H243ZM1 207H2V206H1ZM23 207H24V206H23ZM51 207H52V206H51ZM51 207H50V208H49V206L47 207V208H49V209H48V210L46 209V213H50V212L52 211L51 214H52L53 217L58 221V215H56V212H55V211L53 212V208H51ZM58 207H59L60 210H61V207H60V205H58V204H56V205L54 206V209H55V208L58 209ZM62 207H63V206H62ZM114 207H115V206H114ZM114 207H113L112 210L116 211V209H118V208L115 209ZM137 207H138V204L134 205V211L137 209ZM148 207H150V205H149ZM201 207H202V206H201ZM263 207H264V206H263ZM2 208H3V207H2ZM18 208H19V207H18ZM33 208H34V207H33ZM45 208H46V207H45ZM127 208H128V207H127ZM198 208H199V207H197V209H198ZM237 208H238V207H237ZM242 208L244 209L245 206L242 207ZM0 209H1V208H0ZM70 209H69V210H70ZM122 209H123V207H122ZM169 209H170V208H169ZM180 209H181V208H180ZM194 209H195V208H194ZM247 209H248V208H247ZM34 210H35V209H34ZM263 210H264V209H263ZM1 211L4 213V210L1 209L0 212H1ZM10 211H11V209H10ZM35 211H36V210H35ZM121 211H122V210H121ZM123 211H124V210H123ZM123 211H122V214H124V212H125V211H124V212H123ZM171 211H172V210H171ZM171 211L169 210L168 212H171ZM175 211H176V210H175ZM244 211H245V210H244ZM8 212H9V211H8ZM8 212H7V213H8ZM18 212H19V210H18ZM104 212H105V211H104ZM131 212H132V211H131ZM144 212H146V211H144ZM172 212H174V211H172ZM5 213H6V212H5ZM5 213H4V214H5ZM16 213H17V212H16ZM57 213H58V211H57ZM63 213H64V212H63ZM117 213H118V212H117ZM174 213H175V212H174ZM176 213H177V212H176ZM245 213H246V212H245ZM245 213H243V214H245ZM261 213H262V212H261ZM18 214H19V213H18ZM32 214H34V213H32ZM77 214H78V215H77ZM88 214H89V216H88ZM104 214H105V213H104ZM122 214H121V215H122ZM127 214L130 215L129 213H127ZM134 214H135V213H134ZM147 214H148V213L146 212V215H147ZM170 214L172 215V213H170ZM177 214H178V213H177ZM196 214H200V213L197 212ZM196 214H195V215H196ZM243 214H242V215H243ZM5 215H6V214H5ZM59 215H60V214H59ZM128 215H127V216H128ZM8 216L11 217L10 222L15 221V220L12 218V217L14 216V214L10 213V215H9V213H8ZM8 216H7V218H9ZM45 216L48 217V218H45V219H44L45 221H51L50 218H51L52 216H50V215H48V214H46ZM55 216H56V217H55ZM86 216H85V217H86ZM142 216H143V215H142ZM147 216H148V215H147ZM147 216H146V217H147ZM198 216H199V215H198ZM232 216H234V215H232ZM3 217H4V216H3ZM130 217L132 218L133 216H130ZM130 217L128 216V218H130ZM195 217H196V216H195ZM21 218H22V217H21ZM54 218H53V219H54ZM122 218H123V217H122ZM126 218H127V217H126ZM144 218H145V217H144ZM173 218H174V217H173ZM201 218H202V217H201ZM201 218H199V219H201ZM234 218H235V217H234ZM3 219H4V218H3ZM5 219H6V218H5ZM19 219H20V218H19ZM48 219H49V220H48ZM62 219H63V217H60V216H59V221L62 220ZM176 219H177V218H176ZM196 219H197V218H196ZM236 219H237V218H236ZM20 220H21V219H20ZM85 220H86V219H85ZM87 220H90V219H87ZM104 220H105V219H104ZM108 220H109V219H107V222H109ZM131 220H132V219H130L129 221H131ZM147 220H148V219H147ZM160 220H161V218H160ZM173 220H175V219H173ZM177 220H178V219H177ZM132 221H133V220H132ZM135 221H136V220H135ZM135 221H134V222H135ZM175 221H176V220H175ZM6 222H7V221H6ZM21 222H22V221H21ZM27 222H28V221H27ZM29 222H30V221H29ZM33 222L36 223V220L33 221ZM33 222H31V225H32ZM37 222H38V219H37ZM84 222H85V223H84L85 225L88 224V223L86 224V221H84ZM104 222H106V221H104ZM181 222H182V221H181ZM230 222H231V221H230ZM41 223H42V222H41ZM61 223H62V222H61ZM79 223H80V224H79ZM110 223H112V222H110ZM113 223L115 224L116 222H114V220H113ZM113 223L111 224L110 227H112V225H113V228H114V229H115V228L117 229L118 226H120V225L114 226ZM135 223H136V222H135ZM154 223H157V222H154ZM161 223H163V222H161ZM233 223H234V222H233ZM2 224H3V223H2ZM6 224H7V223H6ZM22 224H23V222H22ZM38 224H40V222H38ZM45 224L48 225L49 223H46V222H45ZM45 224L43 225V227L45 226ZM172 224H173V223H172ZM183 224H184V223H183ZM7 225H9V223H8ZM47 225H46V226H47ZM180 225H182V224H180ZM34 226H35V225H34ZM46 226H45V227H46ZM48 226L50 227L51 224L48 225ZM76 226H78V227H76ZM131 226H132V225H130V227H131ZM143 226H144V225H143ZM151 226H153V225H151ZM156 226H158V225L156 224ZM208 226H209V225H208ZM16 227H17V225H16ZM16 227H15V228H16ZM35 227H36V226H35ZM35 227H34V229H35ZM45 227H44V228H45ZM87 227H88V225H87ZM90 227H91V226H90ZM102 227H103V226H102ZM120 227L123 228L124 226L121 225ZM153 227H154V226H153ZM219 227H220V226H219ZM22 228H23V227H22ZM26 228H27V227H26ZM41 228H42V227H41ZM44 228H42V229H44ZM50 228H51V227H50ZM52 228L54 229V226H52ZM58 228H59V227H58ZM97 228H96V229L93 228L94 231H93L92 228H91V230H92L93 232H96ZM124 228H125V227H124ZM132 228H135V227L133 226ZM261 228H262V227H261ZM20 229H21V228H20ZM23 229L25 230V228H23ZM31 229H33V228H31ZM36 229H38V228H36ZM36 229H35V231H36ZM88 229H89V228H88ZM111 229H112V228H111ZM164 229H166V228H164ZM50 230H51V229H50ZM55 230H59V229H57V227H56ZM91 230H89V231H91ZM117 230H119V229H117ZM134 230H135V229H134ZM137 230H138V229H137ZM183 230H185V229H183ZM199 230H201V229H199ZM14 231H16V230H14ZM21 231H22V230H21ZM26 231H28V230H26ZM33 231H34V230H33ZM42 231H43V230H42ZM89 231H88V233H90ZM112 231H113V230H112ZM114 231H115V230H114ZM114 231H113V232H114ZM141 231H142V230H141ZM161 231H162V230H161ZM39 232H40V231H39ZM46 232H49V231H45L44 233L47 234ZM60 232L62 233V231H60ZM93 232H92V233H93ZM116 232H117V231H116ZM132 232H134V231H132ZM143 232H144V231H142L141 233H143ZM55 233H56V232H55ZM63 233H65V230H64ZM88 233H87V235H88ZM183 233H184V232H183ZM25 234H27V232H26ZM30 234H31V232H30ZM34 234H36V233H32L31 236H35ZM40 234H43V232L40 233ZM115 234H116V233H115ZM117 234H118V233H117ZM149 234H150V233H149ZM220 234H221V233H220ZM220 234L218 233V235H220ZM8 235L11 236L10 234H8ZM62 235H63V234H62ZM66 235H67V234H66ZM66 235H65V236H62V238H63V237H67ZM87 235H86V236H87ZM129 235H130V234H129ZM142 235H143V234H142ZM4 236H7V234H5ZM9 236H8V237H9ZM119 236H121V235H119ZM124 236H125V235H124ZM124 236H123V237H124ZM144 236H145V235H144ZM152 236H153V235H152ZM159 236H160V235H159ZM173 236H174V235H173ZM184 236H185V235H184ZM184 236H183V237H184ZM68 237H67V239H68ZM131 237H132V235H131ZM141 237H142V236H141ZM179 237H180V236H179ZM187 237H188V236H187ZM18 238H20V237H18ZM27 238H28V237H27ZM34 238L37 239V236H35ZM42 238H43V237H42ZM42 238H41V239H42ZM99 238H100V237H99ZM124 238H126V236H125ZM5 239H8V238L5 237ZM32 239H33V238H32ZM38 239H39V238H38ZM86 239L89 240L90 237L87 236ZM171 239H172V238H171ZM177 239H178V238H177ZM189 239H190V237H189ZM203 239H204V238H203ZM128 240H130V239H128ZM138 240H140V239H138ZM138 240H137V241H138ZM3 241H4V238H3ZM6 241H7V240H6ZM6 241H4V242H6ZM25 241H27V240H25ZM62 241H63V239H62ZM62 241H61V242H62ZM70 241H71V240H70ZM80 241H81V240H80ZM116 241H117V240H116ZM148 241H149V240H148ZM161 241H163V240L161 239ZM1 242H2V241L0 240V244H3V243H1ZM7 242H9V241H7ZM21 242L23 243V240H22ZM32 242H33V241H32ZM36 242H37V241H36ZM72 242H73V241H72ZM76 242H77V240H76ZM76 242H75V243H76ZM82 242H83V241H81L80 245H81V244L83 245ZM108 242H109V240H108ZM141 242H144V241L141 240ZM47 243H48V242H47ZM49 243H51V242H49ZM49 243H48V246L50 247ZM56 243H59V242H56ZM67 243H69V242L67 241ZM117 243H119V242H117ZM149 243H150V242H149ZM153 243H154V241H153ZM153 243H152V244L150 243V244H148V245H150L151 247H154L155 245H157V247H155V248H158V247L160 246V244L158 243V241H155L154 244H153ZM201 243H202V242H201ZM6 244H7V243H6ZM6 244H5V245H6ZM35 244H36V243H35ZM59 244H60V243H59ZM65 244H66V242H65ZM99 244H100V243H99ZM101 244H102V243H101ZM134 244H135V243H134ZM140 244H141V243H140ZM5 245H4V246H5ZM56 245H57V244H56ZM61 245H62V244H61ZM80 245H79V246H80ZM82 245H81V246H82ZM84 245H85V243H84ZM116 245H118V244H116ZM138 245H139V244H138ZM163 245H164V244H163ZM180 245H181V244H180ZM187 245H188V243H187ZM4 246H1V247L3 248ZM48 246H47V247H48ZM93 246H97V241H94ZM93 246H92V247H93ZM139 246H140V245H139ZM21 247H22V246H21ZM28 247H29V246H28ZM65 247H66V245H65ZM76 247H78V246H77V243H76ZM76 247H75V248H76ZM83 247L85 248V246H83ZM83 247H82V248H83ZM105 247H106V246H105ZM143 247H144V246H143ZM167 247H168V252H169L168 254H169V255H173V252L175 251V249H172V246H167ZM177 247H179V246H177ZM13 248H14V247H13ZM17 248H18V247H17ZM68 248H69V247H68ZM80 248H81V247H80ZM106 248L108 249V248H111V247L108 246V247H106ZM149 248H150V247H149ZM163 248H166V246H164ZM170 248H171V249H170ZM29 249H30V247H29ZM36 249H37V248H36ZM40 249H41V248H40ZM77 249H79V248H77ZM93 249H95V247H94ZM112 249H113V248H112ZM143 249H144V248H143ZM166 249H167V248H166ZM194 249H195V248H194ZM199 249H200V248H199ZM30 250H34V249H30ZM30 250H29V252L26 254V257H28L29 259H31L32 257H34V256H32L33 251H31V253H32V254H31V253H30ZM37 250H38V249H37ZM144 250H145V249H144ZM144 250H141L140 252H137L136 255L138 256V254H140L141 252L143 253ZM197 250H198V249H197ZM0 251H1V250H0ZM67 251H69V250H67ZM157 251H158V250H157ZM187 251H188V250H187ZM34 252L36 253L35 250H34ZM92 252H93V251H92ZM106 252H107V250H106V251H102V253H106ZM118 252H119V251H118ZM175 252H176V251H175ZM178 252H180V251H178ZM184 252H185V251H184ZM16 253H17V252H16ZM29 253H30V255H28ZM38 253H41V252H38ZM38 253H37V254H38ZM71 253H73V252H71ZM150 253L153 254L154 252H153V253L150 252ZM156 253H157V252H156ZM176 253H177V252H176ZM185 253H187V252H185ZM263 253H264V252H263ZM263 253H262V254H263ZM41 254H42V253H41ZM41 254H40V255L38 254V255L41 256ZM75 254H76V253H74V256H75ZM83 254H84V253H83ZM107 254H109V253H107ZM122 254H123V255H124V254L126 255L127 252H126V253H122ZM160 254H161V253H159V255H160ZM4 255H5V254H4ZM33 255H34V254H33ZM48 255H49V254H48ZM50 255H51V254H50ZM58 255H59V254H58ZM90 255H91V254H90ZM96 255H97L96 257H98L100 254H96ZM116 255H117V254H116ZM123 255H122V256H123ZM183 255H184V254H183ZM24 256H25V254H24ZM29 256H30L31 258H30ZM82 256H83V255H82ZM82 256H81V257H82ZM101 256H102V255H101ZM119 256H120V255H119ZM122 256H121V257H122ZM132 256H133V255H132ZM149 256H150V255H149ZM157 256H158V254H157ZM157 256H156V257H157ZM167 256H168V255H167ZM45 257H46V256H45ZM49 257H50V258H48V259H53V260H54V257H53V256H52L53 258H52L51 256H49ZM58 257H60V256H58ZM78 257H79V256H78ZM90 257H92V256H90ZM161 257H162V256H161ZM263 257H264V256H263ZM36 258H37V259H40V257H36V256H35V259H36ZM41 258H43V255H42ZM60 258H62V257H60ZM87 258H88V257H87ZM93 258H94V257H93ZM112 258H113V257H112ZM114 258H115V256H114ZM114 258H113V260H114ZM129 258H130V257H129ZM132 258H133V257H131V261H132ZM145 258H146V256H145ZM147 258H150V257H147ZM13 259L15 260V259H17V258L14 257ZM25 259H26V258H25ZM35 259H34V260H35ZM44 259H46V258H44ZM76 259H77V258H76ZM76 259H75V260H76ZM83 259H84V258H83ZM83 259H82V260H83ZM102 259H103V256H102ZM102 259H101L102 264H105L106 262L103 263ZM104 259L106 260L105 257H104ZM104 259H103V260H104ZM162 259H163V258H162ZM166 259H167V258H166ZM31 260H32V259H31ZM34 260H32V262H31V261H29V262H30L31 264H33V261H34ZM61 260H62V259H61ZM61 260H60V262H62ZM88 260H89V259H88ZM92 260H93V259H92ZM96 260H98V259L96 258ZM96 260H95V261H96ZM111 260H112V259H111ZM111 260H110V261H111ZM121 260H122V259H121ZM133 260H136V259L133 258ZM137 260H138V259H137ZM156 260H157V259H156ZM163 260H164V259H163ZM25 261H28V260L26 259ZM50 261H51V260H50ZM79 261H81V260H79ZM79 261H78V263H79ZM151 261H152V260H151ZM35 262H36V264H37V262L39 263L38 260H37V261H34V263H35ZM76 262H77V261H75V263H76ZM89 262H90V261H89ZM108 262H109V261L107 260V263H108ZM113 262H114V261H113ZM117 262H118V260H117ZM167 262H168V260H167ZM12 263H13V262H12ZM63 263H64V262H63ZM81 263H82V262H81ZM87 263H88V262H87ZM107 263H106V264H107ZM109 263H111V262H109ZM109 263H108V264H109ZM114 263H116V262H114ZM118 263H119V262H118ZM120 263H121V261H120ZM132 263H133V262H132ZM132 263H131V264H132ZM160 263H161V262H160ZM170 263H171V261H170ZM193 263H194V262H193ZM203 263H204V262H203ZM203 263H202V264H203ZM206 263H207V262H206ZM4 264H11V263H9L8 261H5ZM13 264H15V262H14ZM27 264H28V262H27ZM43 264H44V263H43ZM52 264H53V263H52ZM66 264H67V262H66ZM111 264H112V263H111ZM121 264H128V263H125V262H124V263H121ZM141 264H144V262H141ZM152 264H153V262H152ZM161 264H163V263H161Z\"/></svg>",
    "mask_w": 264,
    "mask_h": 264
}]
</instances>
